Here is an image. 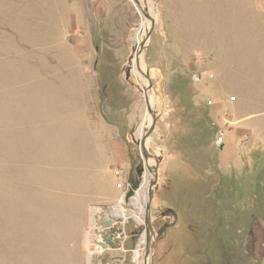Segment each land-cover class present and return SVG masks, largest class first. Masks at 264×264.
<instances>
[{"label":"rangeland","instance_id":"1","mask_svg":"<svg viewBox=\"0 0 264 264\" xmlns=\"http://www.w3.org/2000/svg\"><path fill=\"white\" fill-rule=\"evenodd\" d=\"M136 52L150 79L134 73ZM104 85L113 105L132 104L131 163L117 166L126 176L145 166L139 124L149 112L155 122L152 264H200L206 245L244 238L251 223L260 253L264 0H0V264H94L90 211L108 186L99 167L91 196L76 148L115 151V132L89 125L83 99ZM111 102L102 106L114 117ZM168 207L178 221L160 235L174 221ZM128 219L127 250L112 253L138 264L147 224Z\"/></svg>","mask_w":264,"mask_h":264},{"label":"crops","instance_id":"2","mask_svg":"<svg viewBox=\"0 0 264 264\" xmlns=\"http://www.w3.org/2000/svg\"><path fill=\"white\" fill-rule=\"evenodd\" d=\"M106 83V81H105ZM105 86V85H104ZM101 87L100 91H97V87L94 90H91V92L87 95H84L83 99L84 102L87 104V107L91 109V114L89 113L90 119L88 120L89 125L91 126V123H95V125H102L103 128H105V134L107 135V128L110 129L112 133L115 132V135L117 139V145L115 148V151L109 149L103 148V145L99 148H95L94 150L89 147H80L76 148L77 151L82 154V159L84 162V165L89 167L90 175L89 179L87 180L89 182V192L91 193V196L95 194L97 196L98 192V183H99V176H98V170L99 167H103V171H105V178L102 180L108 187L105 188V197L106 199L104 201H94V204L97 205L93 208V210L90 211V220H91V245L95 247L94 241L97 240L99 237L95 233V227H96V217L98 215H101L104 213L100 205L103 204H109L114 205L117 202H119L121 194H122V188L118 186V183L128 178L130 180V175L126 176L124 173L123 168H117V166H120V160H122L124 163H131V156L128 153L129 152V128L131 121L133 120V111H132V104L131 103H125L124 101H121V105H116L111 102L112 95L109 96L108 93V85L105 87ZM90 91V90H89ZM109 100L112 104L111 107H114L115 110L112 109V112H115L114 117H110V115L106 114V112L103 109L102 102H106ZM124 102V104H123ZM90 129H93L90 127ZM87 132V131H86ZM84 130L81 135H84L86 133ZM103 134V132H102ZM84 140V139H83ZM104 143V142H101ZM128 150V151H127ZM121 152V155L116 157V160H109V152ZM129 154V155H128ZM118 169L123 170L122 175H117L116 171ZM118 177V178H117ZM90 196V197H91ZM112 216L116 217L113 213H111ZM121 217V216H120ZM126 228V227H125ZM127 238L123 241L124 245L127 239L134 235V231L130 234L127 232ZM126 247V245H125ZM129 247L128 249H130ZM113 256H119L120 254ZM99 264H103L100 262Z\"/></svg>","mask_w":264,"mask_h":264},{"label":"water","instance_id":"3","mask_svg":"<svg viewBox=\"0 0 264 264\" xmlns=\"http://www.w3.org/2000/svg\"><path fill=\"white\" fill-rule=\"evenodd\" d=\"M136 3H140L139 0H135ZM145 76L150 79L151 74L149 71L144 72ZM129 74H127V77L129 79ZM146 97V103L149 110H152L150 98L147 93H145ZM156 119V118H155ZM155 128V122L151 125V129H149L146 133V135L140 140V146L143 151V154L146 158H149L150 152L148 151L146 147V139L151 134L152 130ZM145 170L143 164H140L136 168L137 175L136 178L133 177V175H130V181L133 184V188L127 193L126 197L129 198L133 192H135L136 188H138L141 184L140 179L143 176V171ZM155 179L151 182V186L157 185L159 182V166L157 165L155 167ZM155 195V189L150 191V199L146 207V220L145 223L147 224V232H148V238H151V232H155V229L153 227V223L151 220V208H152V202ZM113 206L115 205H109V204H103L101 206L102 210L104 211L103 214L98 215L96 217V227H95V233L98 235V239L94 241L95 244V251L93 258L94 264H99L102 262L103 264H124L126 260L125 255H119V256H113L112 251L113 250H121V248L124 246L123 240L126 237V225H125V218L121 217H114L112 216V210ZM170 213H173L175 216V220L171 223L164 224L159 230L158 234L162 235L164 231L173 225L176 224L178 219V213L175 209L168 207L164 215H170ZM143 231V229H141Z\"/></svg>","mask_w":264,"mask_h":264},{"label":"bare ground","instance_id":"4","mask_svg":"<svg viewBox=\"0 0 264 264\" xmlns=\"http://www.w3.org/2000/svg\"><path fill=\"white\" fill-rule=\"evenodd\" d=\"M133 1L135 2V0ZM139 1L140 4L142 1L145 7L146 0L145 3L144 0H139ZM134 57H135L134 69H133L134 73L136 74L144 73L146 69H145V64H143L141 60V53L136 52L134 54ZM144 77L142 79H138V81L140 82V88L143 89L145 93L149 94L145 89ZM151 123H152V114L151 112H149L144 116L142 122L139 124L136 130V135L140 140L146 135L147 130L151 125ZM147 140L149 141V138ZM144 159H145V166H144L145 170L142 176L143 179L140 186L136 189L135 195L130 198L128 203H125L124 201L125 198H122L119 204L113 206V212H112L114 215L118 214L116 215V217H120V215L124 216L122 218H126V219L128 217H134L135 220L138 221V224L139 223L141 224L143 221L146 220V207L150 199V191L154 190L155 187V185L152 187L150 182L155 177V170L152 165L153 161H151L152 158L150 157L146 158L144 156ZM114 210L116 212H114ZM143 231L141 233L142 237L140 238L139 243L137 245V251H139L140 253L138 258V264H152V256L154 250L153 247L151 246V242L154 239L155 235L152 234L153 232L150 233L151 238L149 239L147 230L145 229ZM93 252L96 253L94 248H93ZM93 258H94V254L92 255V261Z\"/></svg>","mask_w":264,"mask_h":264},{"label":"flooded vegetation","instance_id":"5","mask_svg":"<svg viewBox=\"0 0 264 264\" xmlns=\"http://www.w3.org/2000/svg\"><path fill=\"white\" fill-rule=\"evenodd\" d=\"M170 215L174 216L173 213H170ZM254 225V223H251L247 231H242L245 233L244 238L239 237L235 241L230 239L232 245L228 238L224 239L223 248L220 243L217 246L214 245L215 247L206 245L205 256L203 254L200 264H264V249L258 253L256 247L251 244L252 240L247 241V236L253 232ZM239 233H241V230L233 232L232 235L239 236ZM192 264H198V262Z\"/></svg>","mask_w":264,"mask_h":264},{"label":"built area","instance_id":"6","mask_svg":"<svg viewBox=\"0 0 264 264\" xmlns=\"http://www.w3.org/2000/svg\"><path fill=\"white\" fill-rule=\"evenodd\" d=\"M116 173H117V175H122L123 174V170L122 169H118L117 171H116ZM118 186L120 187V188H122V194H121V197H120V200H119V202H118V204L121 202V199L122 198H126V195H127V192L128 191H130L132 188H133V184H132V182L128 179V178H126L125 180H123V181H121L120 183H118ZM129 223V219L128 220H126V222H125V225H127ZM128 236H127V233H126V237H125V239L127 238ZM124 239V240H125ZM123 240V241H124ZM121 250H127V249H125V245L121 248Z\"/></svg>","mask_w":264,"mask_h":264}]
</instances>
